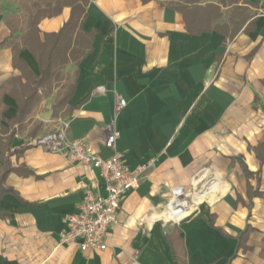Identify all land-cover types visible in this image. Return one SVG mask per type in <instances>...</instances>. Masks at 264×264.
Wrapping results in <instances>:
<instances>
[{"label": "crops", "instance_id": "1", "mask_svg": "<svg viewBox=\"0 0 264 264\" xmlns=\"http://www.w3.org/2000/svg\"><path fill=\"white\" fill-rule=\"evenodd\" d=\"M20 2L0 0V45L11 39L8 17L23 20ZM70 15L64 7L43 19L41 37L58 32ZM82 29L95 37L79 65L64 70L76 82L67 106L52 117L63 81L42 97L24 130L15 127L12 151L25 150L10 160L29 173L6 179L16 194L0 199V264H264V196L251 200L248 193L250 185L264 194V164L253 151L264 140V12L252 31L226 45L216 31L187 33L182 13L162 0H91ZM20 58L40 76L30 50ZM21 76L12 49L0 47V126L18 112L15 97L2 89L24 84ZM61 119L69 122L70 139L83 138L104 158L112 153L105 142L116 134L127 168L146 167L105 250L82 251L61 240L64 218L78 210L85 191L106 194L99 169L32 143ZM175 231L180 240L173 245L167 238Z\"/></svg>", "mask_w": 264, "mask_h": 264}, {"label": "trees", "instance_id": "2", "mask_svg": "<svg viewBox=\"0 0 264 264\" xmlns=\"http://www.w3.org/2000/svg\"><path fill=\"white\" fill-rule=\"evenodd\" d=\"M165 5L182 13L186 31L189 34L201 35L216 31L224 36L223 45L234 40L241 32L248 33L255 28L256 17L260 10L264 12V0H216L215 2L204 0H162ZM91 0H21L20 8L24 13L23 20L19 16H9L7 24L12 31L11 39L4 41L0 47L8 46L14 54V66L22 72L26 79L24 84L17 85L8 82L2 92L10 91L15 97L18 112L11 118L9 126H0V199L8 193L16 194L13 189L6 185V179L12 172L22 174L29 173L25 167H14L10 156H20L25 148H13V139L16 134V126L19 130L26 128V122L40 103L43 96H49L54 89L63 81L62 91L56 95L53 105L52 117H58L67 106L76 88V82H71L64 70L66 66L74 62L77 65L87 56L92 48L95 31L87 33L83 31L82 24L87 17V6ZM64 7L71 8V15L63 27L54 33H46L41 37L39 24L45 18L59 15ZM253 9H256L253 12ZM226 16V20L223 18ZM21 32L20 35H15ZM28 49L32 52L40 65L41 74L35 76L29 70L25 62L20 58L22 50ZM220 60V56L218 57ZM264 83V81H263ZM22 87V88H21ZM42 91L40 94L39 91ZM42 129V125H36L30 132L35 138ZM257 158L264 164V140L253 148ZM245 173L248 177L253 176L246 166ZM249 197H263L264 194L253 190L248 186ZM252 230L248 226L240 234V245H244L248 233ZM179 232L175 231L173 236L167 238L173 245ZM182 253V251L180 252Z\"/></svg>", "mask_w": 264, "mask_h": 264}, {"label": "built area", "instance_id": "3", "mask_svg": "<svg viewBox=\"0 0 264 264\" xmlns=\"http://www.w3.org/2000/svg\"><path fill=\"white\" fill-rule=\"evenodd\" d=\"M96 92L105 91L99 87ZM120 107L126 105L124 98L119 97ZM69 122L61 119L58 127L43 134L32 143L62 152L70 162H83L100 170L106 185V194L85 191L78 210L64 218L67 226L61 240L67 243H78L82 251H99L107 249V237L110 229L118 224L119 214L124 198L128 192L137 188L145 166L130 171L125 163L123 152L116 148L117 135H111L105 146L111 150L107 158L91 151L85 140L68 137Z\"/></svg>", "mask_w": 264, "mask_h": 264}, {"label": "water", "instance_id": "4", "mask_svg": "<svg viewBox=\"0 0 264 264\" xmlns=\"http://www.w3.org/2000/svg\"><path fill=\"white\" fill-rule=\"evenodd\" d=\"M52 112L46 113L43 118L49 120L51 118Z\"/></svg>", "mask_w": 264, "mask_h": 264}, {"label": "rangeland", "instance_id": "5", "mask_svg": "<svg viewBox=\"0 0 264 264\" xmlns=\"http://www.w3.org/2000/svg\"><path fill=\"white\" fill-rule=\"evenodd\" d=\"M204 1H210V0H204ZM45 129H46V133H47V132H51V131L54 130V129H51V128H49V127H48V128H45ZM44 134H45V133H44Z\"/></svg>", "mask_w": 264, "mask_h": 264}]
</instances>
